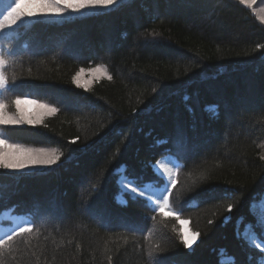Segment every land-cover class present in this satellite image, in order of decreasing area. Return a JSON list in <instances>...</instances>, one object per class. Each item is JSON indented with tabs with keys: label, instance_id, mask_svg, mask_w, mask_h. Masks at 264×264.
I'll use <instances>...</instances> for the list:
<instances>
[{
	"label": "trees",
	"instance_id": "trees-1",
	"mask_svg": "<svg viewBox=\"0 0 264 264\" xmlns=\"http://www.w3.org/2000/svg\"><path fill=\"white\" fill-rule=\"evenodd\" d=\"M257 17L239 0H122L0 34L3 71L15 85L0 99L12 111L15 94L57 109L41 123L0 125V134L63 154L34 173L0 169V235L32 224L13 238L4 264H153L156 256L168 264H264L245 238L261 231L253 213L264 215ZM98 66L104 72L92 71ZM78 72L82 87L73 83ZM166 156L177 165L171 207L181 211L195 197L179 220L143 198L116 202L118 181H154L151 165ZM193 232L200 235L185 248L180 236L192 240Z\"/></svg>",
	"mask_w": 264,
	"mask_h": 264
},
{
	"label": "snow or ice",
	"instance_id": "snow-or-ice-1",
	"mask_svg": "<svg viewBox=\"0 0 264 264\" xmlns=\"http://www.w3.org/2000/svg\"><path fill=\"white\" fill-rule=\"evenodd\" d=\"M118 0H0V34H7L14 30L13 26H18V22H23L25 17L45 18V17H64L66 13L81 14L85 10H95L98 8L108 9L114 7ZM241 5L247 4L252 6L253 0H239ZM264 24V16L257 17ZM8 61L4 55L0 54V93L12 92L15 85L9 83L7 76L4 74L5 66ZM93 72H104L100 66L92 69ZM83 72V69H81ZM73 77V83L77 87L80 85L78 77ZM111 79V77H108ZM83 87H87L84 85ZM35 103V101H33ZM22 103V95L15 94V99L11 101V105L15 107V111L4 100L0 99V125H23L41 123L42 120L35 116H29L20 108ZM38 107L47 109L49 112L55 113L57 109L48 104H38ZM75 144L76 140L70 141ZM88 145H85L82 151H87ZM61 154H57L55 150L45 152L44 149L34 150L25 148L20 144L10 143L3 135H0V169L16 170L10 174H18L19 170L28 168L30 172H36L41 168H48L57 164L61 159ZM264 159V157H262ZM153 175L156 177L154 181L145 182V185H138L133 178L124 176L118 181L121 192L115 197L116 202L120 203L126 194L129 199L143 198L147 204L151 205V210L163 214L167 210L169 216H174L176 219L181 218V211L184 206L191 207L195 197L185 200L181 205V211H176L171 207V195L177 186L176 172L177 167L173 163L170 156L164 157L162 160L151 165ZM162 170V171H161ZM167 177V179H165ZM151 185V187H148ZM95 194V193H94ZM231 194V193H230ZM127 204V200H124ZM233 204L229 203L227 211L231 214ZM230 217H226L228 219ZM156 219L155 216L152 217ZM253 221L261 229L260 232H252L251 237H245L250 241V246L255 249H260L264 252V215L256 217L253 213ZM187 223V221H183ZM212 223V221H209ZM251 227V223L249 224ZM32 230L31 221H24L22 224H16L15 227L0 235V264H4L6 251H10V245L13 238L22 233ZM137 230V229H132ZM200 235L198 232L192 233V240L186 239L183 235L180 236L181 243L185 248L191 249V245ZM223 252V250H221ZM153 264H168V258L165 256H156L153 258Z\"/></svg>",
	"mask_w": 264,
	"mask_h": 264
},
{
	"label": "rangeland",
	"instance_id": "rangeland-1",
	"mask_svg": "<svg viewBox=\"0 0 264 264\" xmlns=\"http://www.w3.org/2000/svg\"><path fill=\"white\" fill-rule=\"evenodd\" d=\"M120 1H122V0H118V3ZM251 7L253 8V10L255 11L257 16H264V0H261L260 2H258V0H253V4H252ZM109 8H113V7H109ZM108 9H106V10H108ZM101 11H105V10L101 9V8H98V9H95V10H85L81 14L66 13L65 16L62 17V18H60V17H45V18H37V17L28 18V17H25L23 21L27 22V21H30L31 19L32 20H34V19L62 20V19H69V18H73V17L86 16V15H90V14H94V13H99ZM18 23H20V22H18ZM87 74L88 73H83L82 74L83 78L81 77V79H83L85 81L86 80V76L85 75H87ZM90 75H89V77H90ZM93 75H97V73H94ZM97 76H99V74ZM38 104H40V103H36V102L34 103L33 101H30V100H22V103L20 104V108L22 110H24L25 113L28 114L29 116H35L36 118H38L40 120H42L43 118H45V117H47V116L52 114V112H49L47 109L38 107ZM23 125H25V124H23ZM3 126L13 127V126H21V125H3ZM45 152H52V151L45 150ZM6 170H8V171H16V170H10V169H6ZM28 170H29L28 168H25V169H21L19 171H28Z\"/></svg>",
	"mask_w": 264,
	"mask_h": 264
}]
</instances>
